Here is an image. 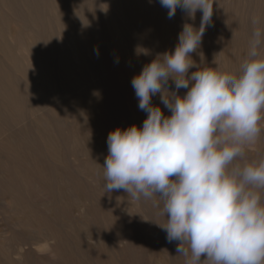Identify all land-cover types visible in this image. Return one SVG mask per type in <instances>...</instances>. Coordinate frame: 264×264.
Instances as JSON below:
<instances>
[{
	"label": "bare ground",
	"instance_id": "6f19581e",
	"mask_svg": "<svg viewBox=\"0 0 264 264\" xmlns=\"http://www.w3.org/2000/svg\"><path fill=\"white\" fill-rule=\"evenodd\" d=\"M122 214L193 264L264 227V0H0V264H140Z\"/></svg>",
	"mask_w": 264,
	"mask_h": 264
},
{
	"label": "rangeland",
	"instance_id": "374dc122",
	"mask_svg": "<svg viewBox=\"0 0 264 264\" xmlns=\"http://www.w3.org/2000/svg\"><path fill=\"white\" fill-rule=\"evenodd\" d=\"M68 161L73 163L75 158H68ZM78 199H81L80 201L84 205L87 204L86 195L80 194ZM68 204L72 207L71 213L75 215L80 208V204L74 205L73 201H68ZM110 214L113 216L112 213ZM111 216H109V218L112 220ZM124 217L122 214V217L120 218L122 224L120 225V229L127 227L128 236H130L132 240L137 243V245L143 246L144 248L140 264H193V262L188 260L189 258L187 259L185 255L180 252L181 248L177 242L172 240L173 231H171V229H165L163 231L164 234L162 237L164 238V243L167 245V247H164L163 250L161 247H155L157 243L154 242V234L159 230V228L152 221H150V218L144 217L143 221H141L138 218L137 220L135 217L131 216ZM2 220L5 222L3 223ZM11 224V220H5V218L0 215V233H4L6 236L10 235ZM238 232L239 231H236L235 234L233 233V239L236 241L233 245L235 250L234 264H264V227H254L252 229L246 228L239 232L240 234ZM252 244L254 246H252ZM107 246L109 247V243H107ZM110 246H112V242H110Z\"/></svg>",
	"mask_w": 264,
	"mask_h": 264
}]
</instances>
